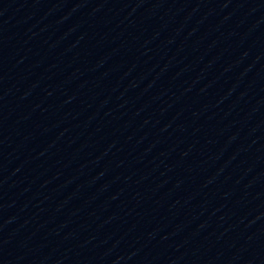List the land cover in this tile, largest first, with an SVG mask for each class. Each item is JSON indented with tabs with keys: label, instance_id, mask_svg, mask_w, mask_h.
<instances>
[{
	"label": "water",
	"instance_id": "95a60500",
	"mask_svg": "<svg viewBox=\"0 0 264 264\" xmlns=\"http://www.w3.org/2000/svg\"><path fill=\"white\" fill-rule=\"evenodd\" d=\"M0 264H264V0H0Z\"/></svg>",
	"mask_w": 264,
	"mask_h": 264
}]
</instances>
